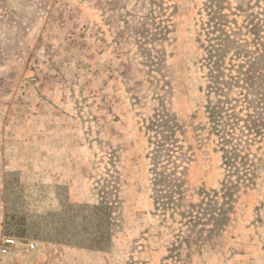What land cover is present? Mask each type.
<instances>
[{
    "label": "rangeland",
    "instance_id": "1",
    "mask_svg": "<svg viewBox=\"0 0 264 264\" xmlns=\"http://www.w3.org/2000/svg\"><path fill=\"white\" fill-rule=\"evenodd\" d=\"M223 1L227 29L264 24V0ZM210 5L0 0V246L36 244L0 264H264V143L255 183L234 190L205 245L189 250L155 201L148 125L161 106L192 145L188 201L225 177L206 111Z\"/></svg>",
    "mask_w": 264,
    "mask_h": 264
},
{
    "label": "trees",
    "instance_id": "2",
    "mask_svg": "<svg viewBox=\"0 0 264 264\" xmlns=\"http://www.w3.org/2000/svg\"><path fill=\"white\" fill-rule=\"evenodd\" d=\"M223 2L209 0L211 13L205 24L209 37L206 61L210 64L206 111L222 152L225 177L221 187L201 189L197 202L188 201L186 164L191 161L192 145L187 143L184 127L164 106L155 111L148 125L153 133L150 143L155 201L172 218L180 217L184 233L181 242L189 250L205 245L209 241L207 233L213 234L228 220L227 204L234 199V190L255 183L258 156L253 147L262 149L264 143V24L260 20L227 29L226 22L230 21L223 12ZM243 31L254 38L243 37ZM228 57L230 62L226 61ZM153 59L149 54L146 62ZM102 208L92 209L98 212Z\"/></svg>",
    "mask_w": 264,
    "mask_h": 264
},
{
    "label": "built area",
    "instance_id": "3",
    "mask_svg": "<svg viewBox=\"0 0 264 264\" xmlns=\"http://www.w3.org/2000/svg\"><path fill=\"white\" fill-rule=\"evenodd\" d=\"M35 246L36 244L34 242H26L12 236H5L1 241L0 251L3 254H9L12 251H16L18 248L32 250L35 248Z\"/></svg>",
    "mask_w": 264,
    "mask_h": 264
}]
</instances>
